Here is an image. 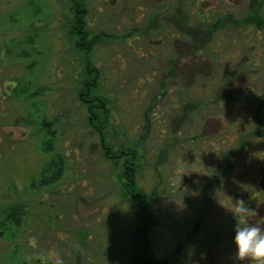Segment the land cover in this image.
I'll list each match as a JSON object with an SVG mask.
<instances>
[{
	"label": "rangeland",
	"instance_id": "rangeland-1",
	"mask_svg": "<svg viewBox=\"0 0 264 264\" xmlns=\"http://www.w3.org/2000/svg\"><path fill=\"white\" fill-rule=\"evenodd\" d=\"M127 1L74 0L86 10L84 25L79 28L72 0H0V77L9 92V127L15 138H23L17 166L23 172L25 190L19 200L29 205L25 206L26 224L20 230L7 228L5 238L0 236V264H22L30 259L27 254L31 250L51 264H144L133 233L147 203L153 207L148 253L156 264H255L249 259L238 260L232 242L238 219L235 209L243 194H234L229 202L230 187L234 185L232 190L240 192L243 182L216 176V169L203 162L206 150L187 132L197 119L204 123L203 116L193 115L198 106L193 105L192 97L189 102L192 94L206 98L201 109L212 108L209 97L218 96L213 109L225 119L227 108L220 84L204 85L205 90L200 83L180 84L183 102L190 104L185 106V116L176 115L173 93L164 94L163 83L168 77L163 78L162 71L147 74L152 61L145 55L149 50L145 32H136L139 39L133 42L128 36L139 11L132 14L125 7ZM145 1L131 0V5L136 8ZM233 1L239 14L250 3ZM137 27L145 30L144 23ZM81 37L86 39L84 46H78ZM231 38L236 42L231 61L241 66L233 76L238 77L242 65L249 61L245 68L252 72L246 75V86L256 87L253 98L258 101V94L264 93V31L247 27L232 33ZM89 45L90 51L84 49ZM213 50H203L200 55L187 50L182 57L177 51L180 59L176 63L182 65L191 55L207 59V55H215ZM91 73L97 74L92 94L105 97L109 110L106 146L91 126V115L80 95L85 83L92 84ZM175 87L179 86L171 84L169 89ZM249 96L247 92L245 97ZM21 115L20 129L16 125ZM225 134L220 131L218 138ZM51 142V153L41 156L40 146L49 147ZM224 146L221 149L225 150ZM104 147L115 155L125 150L111 159ZM54 155L57 166L59 157L65 160L63 171L54 185L42 187L43 167ZM125 163L134 171L132 179L140 201L122 195L130 193L129 181L123 177ZM48 176L44 177L46 183ZM37 186L40 190L34 192ZM49 190L55 202L52 225L48 223ZM10 198L0 195V205ZM257 202L251 199L245 206L254 211L249 213L251 223L264 218ZM230 206L234 209L229 210ZM10 236H16L19 243L14 260L7 253L17 249ZM52 244L55 255L49 258L46 249Z\"/></svg>",
	"mask_w": 264,
	"mask_h": 264
},
{
	"label": "flooded vegetation",
	"instance_id": "flooded-vegetation-1",
	"mask_svg": "<svg viewBox=\"0 0 264 264\" xmlns=\"http://www.w3.org/2000/svg\"><path fill=\"white\" fill-rule=\"evenodd\" d=\"M72 1L75 6H83L74 0ZM138 1L136 0V2ZM125 3V7H129L132 14L134 11L137 12L136 10L139 11V13L137 12L138 15L135 14V19L133 18L134 28L129 33L131 41L139 39L136 32L140 31L145 32L144 36L148 38L149 50L145 55L150 62L152 61V65L147 74L150 72L156 75L158 71H162L163 78L168 77L167 81L163 83L166 85L164 94L173 93V107L178 110L176 115L181 117L186 115L188 109L185 106L191 103L192 97L193 105L198 106L193 108V115L204 117L203 124L197 119L198 123H192V128L187 130L189 135H192L191 138L195 144L206 150L203 156L204 164L212 167V170L216 169V176H224L231 180L243 182L240 192L232 190L235 189L234 185L230 187L232 194L229 202L234 200V194H243L237 205L240 206V202H242L244 206H247L249 200L253 199L258 201V209L264 210V97L262 96L264 93L258 94L259 100L257 101L255 96L256 99L253 98L256 87L246 86L248 84L247 76L252 72V69L245 68L249 67V61L246 62L247 65H242V72L238 77L233 76V72L241 66L237 62L233 65V61H231L234 44L236 45V42L231 38L232 33L242 32L247 27L256 28L258 33L264 31V0H250L249 6L244 7L240 14L239 11H234L233 0H146L143 4L138 3L136 8L131 5V0ZM143 23L145 30L137 27ZM155 46H160L162 49L159 51L154 48ZM212 48L215 55H207V59H202L199 56L192 57L191 55L187 56L188 60L182 65L176 63L177 59H180V54H177L178 50L182 57L184 53H187L185 52L187 50L197 51L200 55L203 50ZM262 49L260 46V50ZM170 53H172L171 57L169 56ZM158 55L161 57L160 60ZM209 59H212L213 62ZM216 68L219 71H216ZM216 72L219 73L213 77L212 75ZM261 81H264V77ZM182 83H200L203 85L202 90H205L204 85L219 83L220 96L223 93L221 97L226 104L228 117L226 116L224 120H221L218 117L220 115L218 110L213 109L218 98L214 94L209 97V104L213 106L209 109L200 108L205 103L206 98L202 96L198 99L200 94L197 93L188 96L190 103H184L185 94L180 87ZM171 84L179 87L169 89ZM5 85L3 78L0 77V195L11 197L9 201L6 200L3 205H0V236L2 238H5V229L20 230L26 224L25 219L28 213L25 206L29 207L19 200L20 195L25 190L23 172L17 166L23 148V138L20 139L17 136L15 138L9 127V125L12 126V123L8 124L11 117H9L7 108L9 92ZM178 89H180L179 92H177ZM247 92L250 94L249 97H245ZM243 93L244 98L240 99V95ZM160 97L161 94L158 95V98ZM178 101H180L179 105L175 104ZM236 105L239 107L237 106V108ZM21 122H23V115L17 117L16 128H22ZM220 131L226 133L225 138H218ZM17 132L20 131L17 130L16 134ZM224 143L227 146H224L225 150L221 149ZM51 146L52 142L49 147L40 146L39 154L43 157L49 155L53 148ZM207 146L213 149H207ZM56 159L55 155L50 157L48 165L43 167L45 172L42 174L43 179L39 182L42 187L54 185L58 171L63 170L65 160L63 161L59 157L57 166ZM46 175H49L48 184L44 178ZM37 187V189H33L34 192L40 190V186ZM48 195V223L52 225L56 220V215L53 214L55 202L51 197L53 194L50 190ZM39 203L43 204L44 200L41 199ZM233 209L231 207L229 210ZM226 214L229 213L226 212ZM261 223H264V218L257 224ZM51 225L50 227H53ZM8 238L13 240L12 244H15V248H17L19 243L16 242V236ZM28 243L33 248L30 241ZM18 249L7 252L10 253L13 260ZM46 250L45 255L53 258L55 245H49ZM27 257L30 259L24 260L22 264H51L45 261V257L35 254L32 250L27 254ZM17 264L20 262L17 261Z\"/></svg>",
	"mask_w": 264,
	"mask_h": 264
},
{
	"label": "trees",
	"instance_id": "trees-1",
	"mask_svg": "<svg viewBox=\"0 0 264 264\" xmlns=\"http://www.w3.org/2000/svg\"><path fill=\"white\" fill-rule=\"evenodd\" d=\"M75 6L74 7V15H75V19L74 22L76 23V25L81 28L84 25V17L86 15V10L84 9V6ZM72 33V32H71ZM80 34V33H79ZM81 36V35H80ZM128 36H130V34H128ZM82 41L81 43H78V46H84V42L86 43V39L84 37H81ZM84 49L87 50H91V45H89L87 48L84 47ZM86 50V51H87ZM93 70H89V72H92ZM90 75V74H89ZM92 77V84L90 83H85V88H83L82 90L84 92H81V99L87 104V108L88 111L90 113V123L91 126H93L94 131H96L99 135H101V137L103 138V144L104 146H106L105 144V130H106V126L108 123V117H110L109 115V110L106 107V98L103 97H95L92 94V90H94L92 88L96 87V82H97V74L91 73ZM90 78V76H89ZM105 148V147H104ZM125 149H121L118 151V153H116V155L113 153H111V150L109 147L105 148L106 151V157H110L112 158H117L116 156H120L122 155V151ZM131 154V153H130ZM133 156H135V154H132ZM112 156V157H111ZM133 159H135V157H133ZM132 159V160H133ZM126 165L122 166V170L126 169V172L124 173L123 177L125 179H127L129 181L128 186L130 187V193L127 194V196L123 193L122 195L126 198L130 197V195H132L130 198L135 199L137 201H140V197L141 195L139 194V192L135 191V180L132 179L133 176V169L128 165L129 163H125ZM63 171V170H62ZM61 169L58 171L56 179H58V177L61 174ZM123 192V191H122ZM126 193V192H125ZM151 200V199H150ZM148 204V203H147ZM145 206V208H142V212L140 213V216L138 217V229L137 231H135L133 234V239L135 241V243L138 244V250L139 253L141 255V258L145 259L144 260V264H156L151 258L150 255L148 253V247H149V242H148V237H147V233L150 229V227L153 225V207L152 204H148ZM5 229V228H3Z\"/></svg>",
	"mask_w": 264,
	"mask_h": 264
},
{
	"label": "clouds",
	"instance_id": "clouds-1",
	"mask_svg": "<svg viewBox=\"0 0 264 264\" xmlns=\"http://www.w3.org/2000/svg\"><path fill=\"white\" fill-rule=\"evenodd\" d=\"M249 213H254L240 202L235 209L239 217L234 225L232 242L235 246V256L238 260L249 259L255 264H264V223H251Z\"/></svg>",
	"mask_w": 264,
	"mask_h": 264
}]
</instances>
